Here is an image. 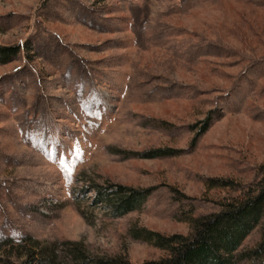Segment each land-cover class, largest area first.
<instances>
[{"label": "rangeland", "instance_id": "obj_1", "mask_svg": "<svg viewBox=\"0 0 264 264\" xmlns=\"http://www.w3.org/2000/svg\"><path fill=\"white\" fill-rule=\"evenodd\" d=\"M0 45V238L138 263L165 251L131 230L188 234L258 177L264 0H0ZM117 183L149 191L113 216Z\"/></svg>", "mask_w": 264, "mask_h": 264}, {"label": "trees", "instance_id": "obj_2", "mask_svg": "<svg viewBox=\"0 0 264 264\" xmlns=\"http://www.w3.org/2000/svg\"><path fill=\"white\" fill-rule=\"evenodd\" d=\"M17 49L16 45H0V61L7 60ZM163 153L167 152L158 148L149 155ZM257 173L255 180L240 187L238 194L227 198L219 210L192 218L188 234L131 230L132 237L165 251L158 258L134 263L125 255H90L79 241H43L26 235L18 240L0 238V264H264V162ZM214 181L235 188L232 180ZM94 190L95 201L105 203L113 216L138 207L149 191L118 183L95 186ZM257 225L261 228L259 241L241 250L243 239Z\"/></svg>", "mask_w": 264, "mask_h": 264}]
</instances>
